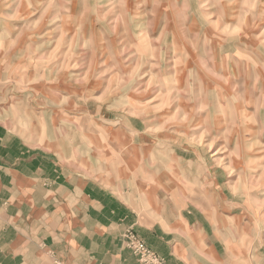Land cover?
Listing matches in <instances>:
<instances>
[{
	"label": "rangeland",
	"instance_id": "obj_1",
	"mask_svg": "<svg viewBox=\"0 0 264 264\" xmlns=\"http://www.w3.org/2000/svg\"><path fill=\"white\" fill-rule=\"evenodd\" d=\"M0 112L141 217L199 211L264 264V0H0Z\"/></svg>",
	"mask_w": 264,
	"mask_h": 264
},
{
	"label": "crops",
	"instance_id": "obj_2",
	"mask_svg": "<svg viewBox=\"0 0 264 264\" xmlns=\"http://www.w3.org/2000/svg\"><path fill=\"white\" fill-rule=\"evenodd\" d=\"M16 125L0 115V264H139L122 241L128 228L165 264H242L203 213L141 217L131 199L62 165Z\"/></svg>",
	"mask_w": 264,
	"mask_h": 264
},
{
	"label": "built area",
	"instance_id": "obj_3",
	"mask_svg": "<svg viewBox=\"0 0 264 264\" xmlns=\"http://www.w3.org/2000/svg\"><path fill=\"white\" fill-rule=\"evenodd\" d=\"M123 239L125 246L136 256L139 264H165L164 260L151 251L131 230H126ZM52 264L65 263L52 259Z\"/></svg>",
	"mask_w": 264,
	"mask_h": 264
}]
</instances>
